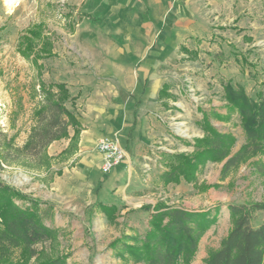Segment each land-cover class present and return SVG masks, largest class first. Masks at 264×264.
Segmentation results:
<instances>
[{
  "label": "rangeland",
  "instance_id": "obj_1",
  "mask_svg": "<svg viewBox=\"0 0 264 264\" xmlns=\"http://www.w3.org/2000/svg\"><path fill=\"white\" fill-rule=\"evenodd\" d=\"M7 1L0 0V131L25 143L36 122L40 80L63 82L78 96L75 111L84 127L76 152L62 153L69 139L50 144V168L19 160L0 170V179L50 209L45 222L57 239L36 248L64 264H145L119 256L111 243L143 236L150 218L145 206L163 202L217 214L189 263L206 264L233 226L229 206L264 197V174L250 160L222 179L226 159L207 161L189 182L165 183L161 173L166 154L194 153L207 120L234 135L233 153L245 142L223 83L264 97V0H200L189 18L165 19L151 36L144 25L148 8L130 21L136 26L130 31L107 20L111 0ZM87 13L102 17L94 21ZM30 29L38 32L35 39ZM27 37L35 44L29 55ZM43 45L52 54L39 52ZM104 137L126 154L110 172L98 149ZM263 221L258 211L253 225Z\"/></svg>",
  "mask_w": 264,
  "mask_h": 264
},
{
  "label": "trees",
  "instance_id": "obj_2",
  "mask_svg": "<svg viewBox=\"0 0 264 264\" xmlns=\"http://www.w3.org/2000/svg\"><path fill=\"white\" fill-rule=\"evenodd\" d=\"M86 16L97 20L88 13ZM30 30L35 39L38 32ZM26 39L27 49L23 52L29 55L35 50V44L34 39ZM50 48L43 45L39 52L50 55ZM38 86L35 91L41 99L34 112L36 122L25 143L19 146L14 137L0 131V170L4 164L19 160L50 168L54 158L48 154V147L63 138L70 143L62 153L79 149L84 127L75 111L78 96L63 82L40 80ZM163 86L161 93L168 88L167 84ZM223 87L230 106L241 115L245 142L233 153L234 135L219 131L207 120L206 134L195 139L193 154H166V169L161 173L165 183L194 180L200 166L209 160L226 159L222 179L250 160L256 171L264 174V97L260 94L253 98L241 85L235 86L231 81L224 82ZM140 101L136 102V108ZM134 117H137V109ZM103 207L108 213L116 210L115 206ZM145 209L150 212V218L144 235H126L111 243L116 253L126 260L145 264H189L196 255L200 239L217 221V214L211 210H189L163 202L146 205ZM229 209L233 226L219 248L209 252L206 264H264V221L253 225L254 215L264 211V197L251 203L232 204ZM49 211L39 200L0 179V264H64L62 257L36 248L39 243L57 239V230L45 222ZM131 240L134 243H130Z\"/></svg>",
  "mask_w": 264,
  "mask_h": 264
},
{
  "label": "crops",
  "instance_id": "obj_3",
  "mask_svg": "<svg viewBox=\"0 0 264 264\" xmlns=\"http://www.w3.org/2000/svg\"><path fill=\"white\" fill-rule=\"evenodd\" d=\"M139 0H111V9L109 10L110 18L113 24L119 22L120 27L130 31L135 30L134 23L138 12H145L149 9L148 22L144 24L147 29L146 35H153L155 31H161L164 28V20L178 21L183 18H189L192 12L198 7L200 0H145L142 5L137 4ZM139 3V2H138ZM194 14V13H193ZM98 15L95 18H100ZM116 25V24H115ZM135 121V119H134Z\"/></svg>",
  "mask_w": 264,
  "mask_h": 264
},
{
  "label": "built area",
  "instance_id": "obj_4",
  "mask_svg": "<svg viewBox=\"0 0 264 264\" xmlns=\"http://www.w3.org/2000/svg\"><path fill=\"white\" fill-rule=\"evenodd\" d=\"M98 149L103 154V170L105 172L113 170L126 156L118 141L107 137L99 140Z\"/></svg>",
  "mask_w": 264,
  "mask_h": 264
},
{
  "label": "bare ground",
  "instance_id": "obj_5",
  "mask_svg": "<svg viewBox=\"0 0 264 264\" xmlns=\"http://www.w3.org/2000/svg\"><path fill=\"white\" fill-rule=\"evenodd\" d=\"M15 2V0H8L7 3L10 4V5H13Z\"/></svg>",
  "mask_w": 264,
  "mask_h": 264
}]
</instances>
